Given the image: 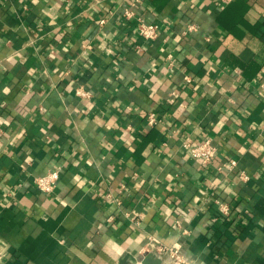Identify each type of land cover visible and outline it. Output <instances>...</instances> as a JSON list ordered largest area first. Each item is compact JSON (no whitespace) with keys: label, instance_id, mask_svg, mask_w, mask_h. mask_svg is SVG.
I'll list each match as a JSON object with an SVG mask.
<instances>
[{"label":"crops","instance_id":"obj_1","mask_svg":"<svg viewBox=\"0 0 264 264\" xmlns=\"http://www.w3.org/2000/svg\"><path fill=\"white\" fill-rule=\"evenodd\" d=\"M263 78L264 0H0V264H264Z\"/></svg>","mask_w":264,"mask_h":264},{"label":"built area","instance_id":"obj_2","mask_svg":"<svg viewBox=\"0 0 264 264\" xmlns=\"http://www.w3.org/2000/svg\"><path fill=\"white\" fill-rule=\"evenodd\" d=\"M124 15L129 17L132 15V12L130 10H125ZM100 22L102 23L104 22V20L101 19ZM136 28H137L138 33L146 39H152L157 35V25L154 23H146L143 20H139ZM187 28L188 30H191L193 28V25H188ZM186 79H188V77H186ZM259 88L261 90H264V78L261 79V81L259 82ZM76 93L77 94L81 93V94H78L81 96L88 95V92L80 87L76 89ZM147 121L149 124H154L156 122L155 114L152 112L149 113L147 116ZM183 146L189 150V152L191 153L193 157L201 160L203 163L210 162L211 159L214 157L216 150H217V146L211 141V139H205L199 144H196L193 146L190 145L189 142H185L183 143ZM236 164H237L236 160L231 159L227 163L226 166H228L229 168H234ZM239 176L241 177V179L248 178V175L244 171H240ZM52 177H54V179H52ZM58 178H59V169L54 168L40 176H37L34 182L40 191L44 193H50V192H46L43 190V188L41 187V182H47L48 186L53 191L57 184ZM217 204H218L220 214L228 215L229 205L227 203L220 202V201H217ZM222 209H226V211H223ZM160 249L163 250V252H166L170 258V261L167 264H179V258L183 257L180 251L176 249V247H168V248H160ZM173 253H175V255H173ZM129 264H145V263L141 261H135Z\"/></svg>","mask_w":264,"mask_h":264},{"label":"clouds","instance_id":"obj_3","mask_svg":"<svg viewBox=\"0 0 264 264\" xmlns=\"http://www.w3.org/2000/svg\"><path fill=\"white\" fill-rule=\"evenodd\" d=\"M16 55L18 56L19 53H17ZM8 59H9V61L12 62V63L15 62L14 59H13L12 57H9ZM5 91H7V89H6ZM78 94H81V93H78ZM52 179H54V177H52ZM74 183H76L78 187L83 188L85 182L82 181L79 177H76L75 180H74ZM41 187H42L43 190L46 191V192H51V191H52V189L48 186L47 182H41ZM226 191H231V189H226ZM61 203H63V201H62ZM222 210H223V211H226V209H222ZM166 211H167V209H166ZM186 219L190 221V220H191V216H187ZM109 245H110V246H114V245H112V242H111V241H109ZM175 247H176V249L178 250L179 247H180V245L177 244ZM117 251H118V252H122L123 250H122V249H118ZM173 255H175V253H173ZM179 264H195V262L190 261V260H186V259H184L183 257H180V258H179Z\"/></svg>","mask_w":264,"mask_h":264},{"label":"water","instance_id":"obj_4","mask_svg":"<svg viewBox=\"0 0 264 264\" xmlns=\"http://www.w3.org/2000/svg\"><path fill=\"white\" fill-rule=\"evenodd\" d=\"M141 262L145 263L144 261L141 260ZM146 264V263H145Z\"/></svg>","mask_w":264,"mask_h":264}]
</instances>
